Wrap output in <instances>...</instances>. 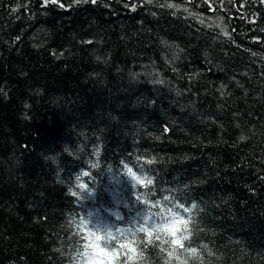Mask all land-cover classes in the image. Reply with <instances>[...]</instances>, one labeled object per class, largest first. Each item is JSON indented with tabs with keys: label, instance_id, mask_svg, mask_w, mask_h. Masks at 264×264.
Here are the masks:
<instances>
[{
	"label": "trees",
	"instance_id": "16d2710c",
	"mask_svg": "<svg viewBox=\"0 0 264 264\" xmlns=\"http://www.w3.org/2000/svg\"><path fill=\"white\" fill-rule=\"evenodd\" d=\"M160 201L264 264V0H0V264H70L72 216Z\"/></svg>",
	"mask_w": 264,
	"mask_h": 264
},
{
	"label": "clouds",
	"instance_id": "9594fccd",
	"mask_svg": "<svg viewBox=\"0 0 264 264\" xmlns=\"http://www.w3.org/2000/svg\"><path fill=\"white\" fill-rule=\"evenodd\" d=\"M124 176L133 188L141 179L146 185L153 183L145 172L134 175L126 171ZM133 195L148 203L145 196ZM199 211L196 201L186 204L153 202L139 220L133 219L130 225L117 224L115 227L94 224L91 212L87 216L83 213L72 216L68 226L78 240L71 252L70 264H101V261L103 264H224L222 252L210 242L197 239L203 231L199 226ZM115 217L122 219L119 211L115 212ZM121 244L124 247H118ZM132 246L136 249L135 254L130 251ZM57 251L63 250L58 248ZM117 251H128L132 259L124 255L115 259Z\"/></svg>",
	"mask_w": 264,
	"mask_h": 264
},
{
	"label": "snow or ice",
	"instance_id": "6c2138e0",
	"mask_svg": "<svg viewBox=\"0 0 264 264\" xmlns=\"http://www.w3.org/2000/svg\"><path fill=\"white\" fill-rule=\"evenodd\" d=\"M49 2L55 3L56 0H45V3H49ZM76 2H79V0H76ZM92 2H95V0H92ZM224 34H225L226 36L229 35L228 32H225ZM129 172L132 173V169H131V168L129 169ZM139 182L142 183L143 181H142V180H139ZM81 187H83V186H81ZM149 235H150V234H149ZM174 242H175V243H179V241H174ZM118 247L122 248V247H124V245L121 244V245H119ZM99 251L103 252L104 250H103V249H99ZM130 251H131V253L135 254V252H136L135 247L132 246V247L130 248ZM121 255L127 256L128 259H132V256L129 255L128 251H125V252H123V253L117 251L116 254H115V259L118 260V259L120 258ZM109 259H110V260L112 259L111 254H109ZM101 264H103V261H101Z\"/></svg>",
	"mask_w": 264,
	"mask_h": 264
},
{
	"label": "water",
	"instance_id": "95a60500",
	"mask_svg": "<svg viewBox=\"0 0 264 264\" xmlns=\"http://www.w3.org/2000/svg\"><path fill=\"white\" fill-rule=\"evenodd\" d=\"M109 210H111V211H109ZM109 210H107V211L109 212L110 215L113 216V218H114L116 221H121V220H123V218H124L123 211H121L120 209H118V210H112V209H109ZM116 211H119V212L121 213L122 219H119V220L116 219V217H115V212H116Z\"/></svg>",
	"mask_w": 264,
	"mask_h": 264
},
{
	"label": "rangeland",
	"instance_id": "374dc122",
	"mask_svg": "<svg viewBox=\"0 0 264 264\" xmlns=\"http://www.w3.org/2000/svg\"><path fill=\"white\" fill-rule=\"evenodd\" d=\"M218 23H220L219 21H217ZM222 23V22H221ZM221 23L219 25H221Z\"/></svg>",
	"mask_w": 264,
	"mask_h": 264
}]
</instances>
